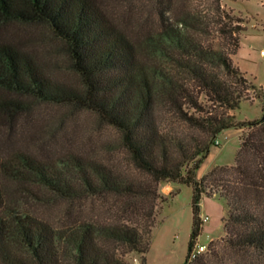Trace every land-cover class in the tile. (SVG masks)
Instances as JSON below:
<instances>
[{"label":"trees","instance_id":"trees-1","mask_svg":"<svg viewBox=\"0 0 264 264\" xmlns=\"http://www.w3.org/2000/svg\"><path fill=\"white\" fill-rule=\"evenodd\" d=\"M176 1L154 0L156 25L141 59L96 0H0V25L47 24L79 78L72 86L29 50L0 39V119L29 109V101L72 104L116 131L128 162L74 153L49 161L22 151L0 157V264H130L131 252L143 264L166 199L158 187L167 181L192 186L182 264H264V115L237 121L231 112L257 88L231 58L241 19L226 13L234 24L223 22L220 0H212V21L225 39L217 46L202 38L204 15ZM232 126L248 127L234 163L196 178L217 133ZM3 177L70 201L69 217L50 222L16 207ZM203 193L225 199L224 234L192 258Z\"/></svg>","mask_w":264,"mask_h":264},{"label":"rangeland","instance_id":"rangeland-1","mask_svg":"<svg viewBox=\"0 0 264 264\" xmlns=\"http://www.w3.org/2000/svg\"><path fill=\"white\" fill-rule=\"evenodd\" d=\"M96 1L115 26L134 42L141 59H147L146 35L156 25L154 0ZM176 2L178 6L186 3L192 11L204 15V27L208 32H203L202 38L206 42L224 45L222 30H218V25L212 21L215 11L212 0ZM220 4L223 22L234 24L224 15L226 13L241 19L243 29L231 58L257 86L256 90L249 91L250 99H242L231 112L237 121L261 118L264 115V55L261 54L264 49V0H220ZM0 39L29 50L47 73L72 86H79V78L70 66L61 40L47 24L6 22L0 25ZM29 103L31 107L14 118L5 121L0 119V157L9 159L22 151L49 161L74 153L123 166L128 163L116 131L98 120L91 111L78 109L72 104ZM247 129L246 126H232L218 132L215 138L218 144L213 142L210 145L209 152L195 171L196 178L215 165L234 163L240 136ZM1 180L5 184L8 200L16 207L50 222L69 217L70 201L30 183L24 184L7 177ZM167 182H171L170 188H163L165 182L158 187L166 199L157 212L143 264H182L187 254L192 227V186L178 181ZM82 203L88 205L89 202ZM88 210L84 208L85 212ZM226 211V201L217 193L201 195L199 215H207L208 219L201 224V231L196 238L198 244H207L210 239L224 233L222 217ZM126 258L130 264H142L139 253L131 252Z\"/></svg>","mask_w":264,"mask_h":264},{"label":"built area","instance_id":"built-area-1","mask_svg":"<svg viewBox=\"0 0 264 264\" xmlns=\"http://www.w3.org/2000/svg\"><path fill=\"white\" fill-rule=\"evenodd\" d=\"M261 54L264 55V49L261 50ZM214 142H215L216 144H218V140H217V139H215ZM200 219H201L202 221H205V220L208 219V216H207V215H204V216L200 215ZM207 246H208V244H205V243H203V244H198V243L196 242L195 245H194V247H193V250H192V252H191V257L193 258V257H194L195 255H197L198 253H200V252H202V251H205V250L207 249Z\"/></svg>","mask_w":264,"mask_h":264},{"label":"crops","instance_id":"crops-1","mask_svg":"<svg viewBox=\"0 0 264 264\" xmlns=\"http://www.w3.org/2000/svg\"><path fill=\"white\" fill-rule=\"evenodd\" d=\"M164 185H163V188H166V189H168V188H170L171 187V182H165V183H163ZM160 186H162V182L160 183ZM224 234V233H223ZM223 234H221L220 236H222ZM213 239V238H212Z\"/></svg>","mask_w":264,"mask_h":264}]
</instances>
